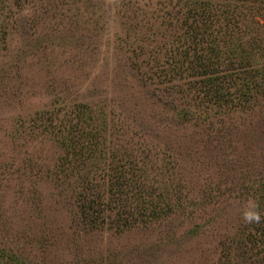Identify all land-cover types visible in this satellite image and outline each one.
<instances>
[{"label": "rangeland", "instance_id": "obj_1", "mask_svg": "<svg viewBox=\"0 0 264 264\" xmlns=\"http://www.w3.org/2000/svg\"><path fill=\"white\" fill-rule=\"evenodd\" d=\"M194 3L0 0V264H264V95L166 70Z\"/></svg>", "mask_w": 264, "mask_h": 264}, {"label": "trees", "instance_id": "obj_2", "mask_svg": "<svg viewBox=\"0 0 264 264\" xmlns=\"http://www.w3.org/2000/svg\"><path fill=\"white\" fill-rule=\"evenodd\" d=\"M193 1L195 2L194 6L189 9L193 21H199L202 25L208 26L207 29L203 30L199 27L194 28L192 35L196 50L200 55L198 62L201 64L189 62L186 66L185 60H183L179 62L180 65L176 68L178 60L171 59L170 61L175 64L169 65L166 70L172 74H184L188 70L190 75L200 74L201 79L198 82L202 83L205 93L215 98L216 101H220V105L231 103V105L237 106L235 104L236 98L241 99L240 104H247L252 100L253 92L257 93V96L258 94L264 95V24L260 21V18L264 19V0H222V2H219L221 0H207L206 2L203 0L201 5L200 2L198 4V0ZM254 4H257V20H253L257 23V34L252 32L253 27L251 28L250 21L253 18L251 9ZM240 24L244 27L242 28ZM222 26L226 29L219 36L217 34L221 28L218 29L217 27ZM250 33L254 34V40H250L249 47H246L244 46L245 42L253 35ZM246 34L250 36L245 41L243 36ZM231 37H241V44H228L227 41L231 40ZM242 40L245 42L243 43ZM231 46L238 48V50L235 51V56L229 59L226 55L223 56L220 50L223 47L232 53L233 48ZM189 50L191 51L192 48ZM179 51L176 50V52ZM185 51L187 50L184 49L182 52L185 53ZM157 53L161 52L158 51ZM95 200L96 198H94ZM148 207L150 209L155 208L153 203H150ZM88 209L89 212L83 210L86 212L85 216L96 214L93 213L94 210L90 211L91 208ZM98 214L99 211L95 215L96 221L99 220ZM254 243L256 246L257 244L264 246V238L259 236ZM259 249L263 250L264 255V249L262 247ZM254 250L257 252L255 248ZM7 255L9 256V254ZM7 259L14 260L10 256Z\"/></svg>", "mask_w": 264, "mask_h": 264}, {"label": "clouds", "instance_id": "obj_3", "mask_svg": "<svg viewBox=\"0 0 264 264\" xmlns=\"http://www.w3.org/2000/svg\"><path fill=\"white\" fill-rule=\"evenodd\" d=\"M242 220L246 224H259L262 221V216L258 210V205L254 200L249 199L242 211Z\"/></svg>", "mask_w": 264, "mask_h": 264}]
</instances>
